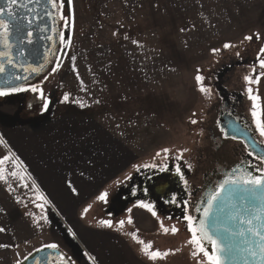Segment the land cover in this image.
<instances>
[{"label": "rangeland", "instance_id": "1", "mask_svg": "<svg viewBox=\"0 0 264 264\" xmlns=\"http://www.w3.org/2000/svg\"><path fill=\"white\" fill-rule=\"evenodd\" d=\"M65 18L70 21L67 27L60 22L65 38L71 36V46H60V70L47 80H43L45 73L28 84L40 85L50 101L48 110H43L38 93L21 92L13 103L1 108L12 113L18 107L13 121H40L51 113L56 101L58 111L102 115L108 117L111 127L119 125L126 143L139 153L135 166H164L176 162L174 157L187 149L179 160L187 167L197 158L214 114L215 90L207 80L214 72L224 69L227 72L231 65L230 86L245 92L247 98L246 89L251 87L264 113V69L259 68L257 59L264 39L244 40L256 33L264 37V0H73V8H65ZM224 43L235 47L225 50ZM214 48L220 51L213 54ZM73 55L80 79L72 71ZM197 68L202 70L204 84L212 89L210 100L198 91ZM250 74H260V82L247 84L244 77ZM65 93L69 94L70 102L62 103ZM8 97H0V101ZM76 100H83L87 107L71 102ZM251 109L252 101L248 99L244 110L253 120ZM261 118L264 119V114ZM191 119L198 123L191 124ZM163 148L170 149L168 159H164L163 153L155 155ZM118 185L106 191L107 202L98 200L99 203L88 207L85 212L88 223L99 226V221L106 220L118 226L120 220L127 221L128 209L133 205L117 215L107 212L109 198ZM138 209L150 216L145 209ZM156 219L157 230L160 221L165 227L175 225L180 229L163 239V246L169 245L175 252L168 259L179 262L182 258L177 256L184 253L189 264H196L197 258L191 256L192 246L187 244L191 235L184 223L158 215ZM148 241L154 247L156 241L158 248L162 246L159 237ZM71 247L90 264H102L99 255L84 253L80 241L72 240ZM63 255L64 264H74L69 255ZM85 258H81L83 264L87 263Z\"/></svg>", "mask_w": 264, "mask_h": 264}, {"label": "crops", "instance_id": "2", "mask_svg": "<svg viewBox=\"0 0 264 264\" xmlns=\"http://www.w3.org/2000/svg\"><path fill=\"white\" fill-rule=\"evenodd\" d=\"M12 100L0 101V115L4 116L0 118V158L8 155L16 161L24 179L12 178L6 171L7 182H0V227L6 229L0 233V243L9 245L0 249V264L22 262L25 256L50 243L57 244V250L69 255L74 264H83L85 256L80 257L73 250L72 240L84 245L85 254L99 255L102 264H153L124 234L136 230L145 241L159 237L162 246L158 248L156 241L154 248L170 250L169 245L162 243L168 236L155 228L158 221L141 214L138 207L131 208L134 223L123 229L92 225L85 217L84 210L99 203L97 197L101 193L123 183L110 198L117 195L140 159L139 153L126 143L119 125L111 127L108 117L102 115L58 111L56 101L51 113L40 121H13L17 106L12 113L1 110ZM7 167L10 165L6 164ZM38 196L48 203L37 199ZM33 217L39 221V227L34 226ZM177 257L182 260L167 257L155 264H189L184 253ZM87 263L90 264L88 260Z\"/></svg>", "mask_w": 264, "mask_h": 264}, {"label": "snow or ice", "instance_id": "3", "mask_svg": "<svg viewBox=\"0 0 264 264\" xmlns=\"http://www.w3.org/2000/svg\"><path fill=\"white\" fill-rule=\"evenodd\" d=\"M35 3L40 5L42 0H27V4ZM0 97H7L15 93L31 91L32 93H38V98L42 101L43 110L47 111L49 108L50 101L45 96L42 88L39 84H32L25 86L20 81H29L31 76H39L42 73H46L43 76V80H47L51 75L57 73L61 68V57L56 56L55 60H49L48 56L43 57L42 63H37L35 66L28 65L24 67L19 64L17 57H23L25 50L20 48V45L25 43L28 45L33 44L32 31H26V37L24 38V26L22 21L27 19V26L32 27V21L36 19L35 16L27 18L24 15H20L16 12V9L23 8L27 13H31L32 9L27 4L22 3L21 0H0ZM71 10L73 8V0H43V7L49 20L53 23L57 19L63 22L64 26L69 25V20L65 18V8ZM50 9V10H49ZM74 23V19H73ZM41 32L44 28L40 29ZM184 31V29H181ZM113 35H116L113 33ZM46 39L52 40V36H47ZM253 39L261 40L264 39L259 33L248 35L244 37L245 41H252ZM59 42L61 45L68 47L71 46V36L65 38V33L61 31L59 33ZM134 44H138L137 41H133ZM140 46V45H138ZM235 47L231 43H224L223 49L227 50ZM15 50V52H14ZM220 51L218 48L212 49L213 54ZM239 56V53H236ZM259 68L264 69V47L259 49L258 54ZM70 60L73 62L72 71L77 73V79H80L78 71L75 67L76 57L70 56ZM53 66L48 69V65ZM15 69L14 72H9L8 69ZM23 68L25 75L17 74L20 69ZM201 69H196L195 81L198 86V91L205 99H211L213 96L212 89L204 84L205 77L201 74ZM255 73V68L253 69ZM261 79L260 74H250L244 77L247 84L259 83ZM83 91V86L81 87ZM248 93V99L252 101L251 116L255 124V131L261 138H264V119L261 118L262 113L259 104V97L253 95L251 87L246 89ZM63 102H70L68 93L63 96ZM78 103L81 108L87 107V104L83 100L71 101ZM99 103V101H95ZM196 114L193 113V116ZM191 124L195 125L198 123L196 119L190 120ZM218 126H220L218 122ZM220 131L225 139L229 138L230 133L227 128L220 126ZM232 139H236L235 135H231ZM2 142V140H0ZM251 147L245 143V148ZM188 151L183 149L178 155L174 157L175 160L179 161L183 158L184 152ZM170 149L163 148L161 151L156 152V156L159 157L164 154V159H168V153ZM248 156L253 160H258L260 165H264V150L260 154H253V151H248ZM187 164V162H185ZM6 164L10 167L6 168ZM241 166H235L230 170H227L223 174V179L219 180L214 189L210 191L206 198L201 203L195 205V211L198 215H192L189 212V201H184L182 204L178 202L176 195H173L170 200H166L165 203L175 204L177 207H181L183 211L182 221L186 222V229L191 234L190 239L187 241L188 245L192 246L191 256L196 259V264H264V167H255V172L250 169L253 165L247 164L241 161ZM145 169L156 168L155 164H144L142 166H134L135 171H140V168ZM187 167L191 169V164H187ZM18 164L16 161L8 155L0 158V182H7L5 172L12 178H19L23 181L24 176L18 170ZM161 171L167 170L166 167H161ZM175 174L179 177L185 185L188 181L185 179L182 171V166L177 165ZM125 179H131L130 176ZM27 187V185H23ZM33 189H36V185H32ZM187 190V189H186ZM75 191V189H73ZM133 195H135V189H133ZM108 193H101L97 199L103 202H107ZM37 199L44 200L47 204L48 201L38 196ZM42 207V205H37ZM91 207V206H89ZM133 207H139L145 209L153 217H157V212L151 203L145 201H139ZM228 210L226 220L221 223L219 213ZM88 211V208L84 210ZM132 209H128L130 213ZM45 222L46 217H43ZM171 220L172 217H167ZM34 226L39 227V221L33 217ZM125 223L132 225L133 219L129 217L127 221L120 220L118 222V228L123 229ZM99 226L105 228H112L113 224L111 221L101 220ZM6 229L0 227V233L5 232ZM138 231L125 232V235L131 237L132 241L139 246L140 254L147 260L155 264L158 260H164L169 255H174L175 252L172 250L160 251L154 248L151 241H145L138 235ZM180 231L178 227L172 225L170 228L165 227L163 221H160V232L163 234L175 235ZM9 245L0 243V249L8 248ZM58 245L50 243L44 245V248L56 250ZM43 249H37L36 251H42ZM179 251V250H176ZM31 255V254H29ZM28 259L27 256L24 257ZM66 258L63 254L60 256V264ZM93 260V257H89ZM17 264H21L17 261ZM37 264H40L38 261ZM44 264H48L47 258H45Z\"/></svg>", "mask_w": 264, "mask_h": 264}, {"label": "flooded vegetation", "instance_id": "4", "mask_svg": "<svg viewBox=\"0 0 264 264\" xmlns=\"http://www.w3.org/2000/svg\"><path fill=\"white\" fill-rule=\"evenodd\" d=\"M21 2L27 4V0H21ZM0 6H4V4H0ZM27 6L32 9L31 13H27L23 8L16 9L18 14L27 18L36 17L32 21L31 28L27 26V19L22 21L25 30L23 33L24 38L27 39L26 31H32V40L35 44L33 47L34 53L38 52L39 42L44 49L42 51V61L34 58L35 60L31 64H24L23 66H35L37 63H42L45 55L48 56L49 60L54 61L55 57L59 56L60 53L59 33L64 30V26H61L59 19L55 23L48 19L43 7V0L40 5L32 3L27 4ZM41 28H44L43 32L40 31ZM47 36H52L53 39L48 40L46 39ZM27 45L25 43L19 46L25 50L23 57H17L19 64L26 58V52L28 53ZM47 67L49 69L52 64L50 63ZM231 68L232 66L230 65L227 72H214L207 79L215 90L216 103L213 105L214 114L212 120L206 127L205 142L199 147L197 158L194 161L192 160L191 169L185 167L181 161L152 169L140 168V171H135L131 180L125 183V186L118 193L119 195L114 196L112 199L110 198L112 202L110 203L111 213L120 212L127 203L128 205L123 210L130 205L137 204L139 201H145L154 206L158 216L164 218L172 217V219H178L183 222L182 208L177 207L175 204L165 203L173 195H176L178 202L181 204L184 201H189L190 214L198 215L195 211V205L201 203L207 194L214 189L216 183L223 179L225 171L238 165L243 167L241 161L253 165V168L250 169L253 172H255V167H264V165L259 164L258 160H253L248 156V151H253V154L256 155L264 150V138H261L255 131L253 120L244 110V107H247V95L245 92L235 90L230 86L228 74ZM14 71L16 70L14 69ZM17 74L25 75L26 73L21 68ZM44 74L31 76L29 81H20L19 83L28 85ZM20 93L12 94L7 100L14 99ZM3 100L6 99L3 98ZM218 122L220 126L227 128L229 133L231 131L236 133L230 134L229 138L225 139L220 131ZM230 126L233 127V130ZM239 134L240 136H238ZM231 135H235L237 138L232 139ZM245 143L251 147L246 149ZM177 165L182 166L185 179L188 181L187 185L180 181L175 174ZM161 167H166L167 170L161 171ZM133 189H135V195H133ZM149 214L152 219L157 220V217H153L151 213ZM183 223V227L186 229V222ZM50 264H60V257L52 255Z\"/></svg>", "mask_w": 264, "mask_h": 264}, {"label": "water", "instance_id": "5", "mask_svg": "<svg viewBox=\"0 0 264 264\" xmlns=\"http://www.w3.org/2000/svg\"><path fill=\"white\" fill-rule=\"evenodd\" d=\"M34 42V41H33ZM38 45L40 46L38 49L37 53H34L33 51V47L35 46V44L33 43L32 45H27L26 48L28 49V53L26 52V58H24V60L21 61V64H31V62H33L35 59L34 58H38L39 61H42V51L44 49V47L42 48V45H40V42L38 43ZM36 54V55H34ZM18 60V59H17ZM14 69L9 68L8 71L13 72ZM226 71V69L223 70V72ZM31 78V77H30ZM231 129L233 130V127L230 126ZM229 130H231L230 128H228ZM236 133V132H235ZM234 132L231 131L230 134H235ZM240 136V134L238 135ZM121 190L118 191V193ZM117 193V195H119ZM128 205L125 204V206L122 208V210ZM121 210V211H122ZM227 212L228 210L226 209L225 212L223 213H219L220 216V222L223 223L226 220L227 217ZM42 251H35L34 253H32L31 255L28 256L27 260H23L21 262V264H37V262L39 261L40 264H44L45 258H47L48 264H50V257L52 255H55L57 257H60L61 253L60 251L56 250H52V249H47V248H42ZM237 264H240V262L238 261ZM251 264V262H250Z\"/></svg>", "mask_w": 264, "mask_h": 264}]
</instances>
